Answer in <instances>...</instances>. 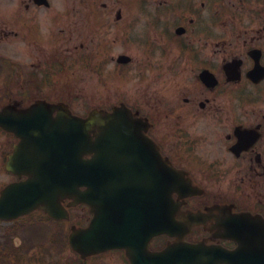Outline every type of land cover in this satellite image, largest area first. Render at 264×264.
I'll list each match as a JSON object with an SVG mask.
<instances>
[{"label":"flooded vegetation","instance_id":"flooded-vegetation-1","mask_svg":"<svg viewBox=\"0 0 264 264\" xmlns=\"http://www.w3.org/2000/svg\"><path fill=\"white\" fill-rule=\"evenodd\" d=\"M118 75L131 117L185 184L173 195L177 236L237 247L229 222L239 234L253 217L264 224V0H0V115L16 121L9 126H35L38 101L55 106L51 126L63 111L84 117L86 84L102 98ZM0 137L1 177L25 179L4 170L20 140L2 129ZM130 183L129 231L143 241L144 225L163 222V205L150 201L147 182ZM99 215L115 212L92 215L81 204L78 224ZM11 225L16 234L23 224ZM176 242L158 235L148 251ZM117 256L131 264L123 249L78 264H116Z\"/></svg>","mask_w":264,"mask_h":264},{"label":"water","instance_id":"water-1","mask_svg":"<svg viewBox=\"0 0 264 264\" xmlns=\"http://www.w3.org/2000/svg\"><path fill=\"white\" fill-rule=\"evenodd\" d=\"M72 122L77 123V126H36L35 141L31 145L34 156L28 154L30 161L26 163L35 166L32 170L36 173L31 179L12 184L3 191L0 198V218L13 219L37 208L58 217L57 213H65L60 205L61 199L74 197L76 203L85 202L94 209L102 198L110 201L111 196L117 197L121 194L116 192L115 187L119 185L113 183L114 177L110 176L109 170L116 165L118 172L123 175L129 165L135 163V160L124 157L142 154L134 144L133 139L137 135H134L133 129L129 127L136 125L129 123L126 113L105 115L93 113L86 120L72 119ZM53 131L58 134L53 135ZM91 133L96 135V139L92 140ZM20 154L22 152L18 155ZM149 154L152 152L149 151ZM18 155L11 158L12 166L15 165L13 161L20 159ZM86 155H99L101 158L98 161L86 160L84 159ZM122 163L124 166L120 167ZM100 165L105 168H99ZM170 174L172 173L166 168L163 185L165 193L161 194L165 201V219L168 222L172 219V215L169 214L173 206L170 190L173 182ZM153 185L154 183L150 184ZM81 187H86L87 190L81 193ZM94 224L93 221L88 229L92 238L95 232ZM174 227L165 224L163 228L161 227V231L172 233ZM78 237L77 233L72 236V246L77 252L85 254ZM99 241L95 244L91 242L89 253L121 247L119 245L121 243H115L108 235ZM258 246L260 247L256 248L254 245V249L246 253L244 263H238L237 255L233 256L232 262L227 256L226 261L229 264H264V242H258ZM151 256H154V264H210L211 262L205 247L186 243L169 247L164 252Z\"/></svg>","mask_w":264,"mask_h":264},{"label":"rangeland","instance_id":"rangeland-1","mask_svg":"<svg viewBox=\"0 0 264 264\" xmlns=\"http://www.w3.org/2000/svg\"><path fill=\"white\" fill-rule=\"evenodd\" d=\"M109 0H101V3H108ZM118 9H122L123 11H125V8L124 6H122L120 3H118V5L115 7V10H118ZM133 10H138V13L137 14H132V16L134 17H139L138 18V21L140 20V13H141V10L142 8L137 5V4H133ZM115 90H113V93H109L108 95L106 96H103L102 98L101 97H98L94 95V88L91 86V83H87L86 84V87H87V91H88V96L83 100L84 101V107H85V111H89L91 110L92 108L94 107H97V106H100L101 105H107V106H111V105H114L116 103H120L121 101H124L125 100V94H126V87H125V84H126V81L125 79H123L122 77H117L116 79V82H115ZM1 143H2V137H0V152H1ZM11 180L6 178V177H1L0 175V186L3 184V183H6V182H10ZM75 219L77 220V217H78V212H75ZM29 235L24 232L20 235V239H29L28 238ZM26 250V248H25ZM59 255V254H58ZM58 255H54L56 256V258H61L60 256ZM50 256H52L50 254ZM52 256V257H54ZM70 259H73L72 261L75 260V257L73 256V254L71 253V251L68 250V252H66V254H64L63 256V260L61 261V263L63 262H67L68 260ZM123 261L122 259L117 256L116 257V264H122Z\"/></svg>","mask_w":264,"mask_h":264}]
</instances>
